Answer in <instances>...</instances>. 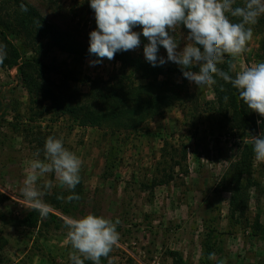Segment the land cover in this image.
<instances>
[{"label":"rangeland","instance_id":"1","mask_svg":"<svg viewBox=\"0 0 264 264\" xmlns=\"http://www.w3.org/2000/svg\"><path fill=\"white\" fill-rule=\"evenodd\" d=\"M24 1L71 40L89 46V33L97 27L89 0ZM133 30L140 32L141 28ZM253 33L248 51L233 60L238 70L260 62L264 54V26L255 24ZM174 35L180 41V50L187 33L177 27ZM146 43L141 35L140 47L125 52L146 61ZM159 55L167 58L163 47ZM47 61H65L90 78L106 79L119 68L113 60L103 59L92 65V58L76 61L56 51L48 55ZM164 65L177 64L169 61ZM187 83L194 100L146 121L136 134L110 135L104 130L72 127L67 118L57 122L49 115L31 119L27 95L16 83V70L0 68V92L7 101L4 104L11 107L12 100L18 104V114L9 108L6 123L1 122L0 214L6 219L22 218L32 210L20 193L22 181L33 153L40 150L43 158L44 142L54 136L62 138L64 146L83 161L80 175L85 189L81 206L84 215L93 213L121 221L117 226L119 243L108 257L101 258V264H172L168 251L178 252L187 264H200L207 226L219 233L212 264H260L264 243L253 236L251 224L255 220L264 224V162L253 159L247 207L242 217L230 219L229 193L221 179L242 142L223 130L225 121L212 108L210 87H198L188 79ZM256 115L259 136L264 133V117ZM13 124H18L20 131L10 126ZM183 149L185 159L181 156ZM177 161L179 166L172 165ZM168 177L171 180L167 184L157 185L156 181ZM45 179L53 181L52 188L60 187L54 174L41 177L39 182ZM66 234L67 229L44 227L43 219L34 230L0 222V264L66 262L72 251L67 247Z\"/></svg>","mask_w":264,"mask_h":264},{"label":"trees","instance_id":"2","mask_svg":"<svg viewBox=\"0 0 264 264\" xmlns=\"http://www.w3.org/2000/svg\"><path fill=\"white\" fill-rule=\"evenodd\" d=\"M240 2L241 0H237L238 4ZM21 4L27 11L21 10ZM258 25L264 26V16L259 18ZM181 28L187 33L186 28ZM0 45L4 46L5 52L0 68L16 70V83L27 95L31 119L49 115L55 122L67 118L72 127L104 130L110 135L123 132L136 134L146 121L162 115L177 104L194 100L187 79L183 77L178 65L153 67L141 57H134L125 51L115 54L113 61L119 64V68L106 79L83 76L65 61L59 64L56 61L48 62V55L53 51L76 61L87 58L96 60L97 57L88 52L89 46L86 47L61 33L24 0H0ZM261 50L264 51V38L261 41ZM228 59L230 58L226 57ZM260 62H264V54L261 55ZM220 67L227 70V64ZM192 70L198 71V68ZM209 87L213 93L212 108L225 121L223 130L226 129L242 142L238 155L229 164L221 179L229 193V217L240 218L247 207L248 190L253 183L252 136H257L258 118L240 100L238 91L230 84L218 80L217 84ZM82 88H86V91ZM11 93L12 90L9 94ZM225 96L228 97L227 102L224 101ZM2 98L4 97L0 92V132L3 128L1 122L6 123L8 109L12 108L18 114V104L12 100L10 107L4 104L7 101ZM10 126L15 131H20L18 124ZM181 156L185 159V149ZM172 165L179 166V162H173ZM170 168L173 170L172 166ZM168 178L156 181L157 185L167 184L171 180V177ZM75 193L81 199L68 203L57 199V196L71 193L61 187H54L43 198L50 205L47 217H41L37 211L31 210L22 218L6 219L0 214V222L34 230L43 219L44 227L54 231L66 229V217L84 216V211L81 210L85 199L82 180ZM2 196L0 193V198ZM251 230L253 236L264 243V224L255 220L251 224ZM218 236L219 233L214 228L205 227L200 264H212L208 256L214 252V241ZM67 245L70 249V244ZM167 255L172 264H187L176 251H168ZM59 264H71V261L69 259ZM85 264L92 262L86 260ZM260 264H264V255Z\"/></svg>","mask_w":264,"mask_h":264},{"label":"clouds","instance_id":"3","mask_svg":"<svg viewBox=\"0 0 264 264\" xmlns=\"http://www.w3.org/2000/svg\"><path fill=\"white\" fill-rule=\"evenodd\" d=\"M89 5L97 26L89 33L88 52L97 57L90 64H100L105 58L113 60L117 52L136 50L142 35L148 41L143 46L144 58L153 67L173 62L180 67L183 77L198 87L223 80L238 91L250 111L264 117V62L242 70L232 63L248 51L253 26L264 16V0H241L239 4L237 0H89ZM21 10L27 8L21 4ZM181 26L188 31L185 46L178 50L180 41L174 33ZM136 27L141 31H134ZM160 47L166 50V59L159 55ZM4 57V46L0 45V62ZM225 64L227 70L220 67ZM224 101H228L227 96ZM252 150L254 158L264 162V133L252 136ZM28 163L20 193L41 217L49 214L50 205L43 198L53 187L50 179L39 182L41 177L54 174L58 185L71 193L58 195L57 199L68 203L81 199L75 189L81 183L83 161L64 146L62 138L48 136L43 158L37 150ZM120 223L118 218L113 221L93 213L66 217L64 227L72 249L71 264H85L86 260L101 264V258L108 257L119 243ZM208 259L215 260L216 254L209 253Z\"/></svg>","mask_w":264,"mask_h":264}]
</instances>
